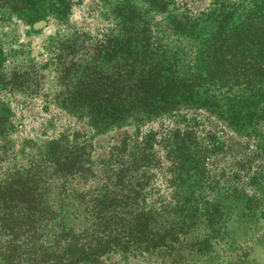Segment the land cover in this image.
Returning a JSON list of instances; mask_svg holds the SVG:
<instances>
[{
	"label": "rangeland",
	"instance_id": "rangeland-1",
	"mask_svg": "<svg viewBox=\"0 0 264 264\" xmlns=\"http://www.w3.org/2000/svg\"><path fill=\"white\" fill-rule=\"evenodd\" d=\"M37 1L31 0L35 4L20 17L0 11L1 71L9 74L20 68L42 67L45 78L25 91L0 85V114L6 108L12 113L7 122L0 116V186L21 179H28V183L37 180L38 168L44 167L37 150L40 141L58 137L70 142L72 135L79 132L93 145L92 163L84 162L82 157L73 168L75 175L66 179L48 177L50 183L44 187L51 201L59 206L58 215H77L82 220L86 214V224L96 229L92 218L102 209L110 229H132L145 245L141 259H137L139 255L128 260L116 255L106 258L104 264H264V97L258 99L260 112L256 109V113L261 116L257 125L240 124L239 113L235 117L218 114L208 108L214 105L210 102L199 107L181 103L168 115L139 129L132 126L99 135L85 121L50 101L58 89L51 40L73 32L100 38L114 31L116 24L111 20V11L117 3L124 1L144 11L159 26L157 29L174 24L173 19H168L169 14L203 18L201 40H204L218 32L221 11L222 14L242 11L248 0H168L169 12L162 14L150 12L143 0H68L69 9L64 16L53 8L47 9L49 0L40 5ZM160 31L166 32L170 45L183 48L184 55L190 54L187 34L182 40L173 36L171 29ZM62 93L66 90H61L60 96ZM149 131L158 142L152 149L157 160L155 167L131 166L133 159L141 157L138 148L143 146L136 142L143 141ZM80 139L75 138L77 142ZM124 140L127 142L122 145ZM176 148L188 150V163L196 164L193 173L189 167L184 169L187 174L182 177L180 188H187L201 203L194 208H188L192 203L183 197L171 200L175 192L167 181L173 157L170 160L166 157L168 149ZM67 150L65 156L70 154ZM47 169L50 170L49 166ZM191 173L192 176L188 175ZM149 174L147 183L144 177ZM212 199L219 202L215 205L216 218L227 214L229 220L216 236L207 237L210 227L203 221L207 207L202 201ZM175 203L185 210L179 214L177 207L169 216L177 220L173 227L149 215L150 211L161 214L169 209L166 204ZM74 210H79L78 214ZM188 213L199 219L190 218ZM139 217L142 218L138 220ZM181 219L184 221L179 222ZM189 219L195 220L194 223H189Z\"/></svg>",
	"mask_w": 264,
	"mask_h": 264
},
{
	"label": "trees",
	"instance_id": "trees-1",
	"mask_svg": "<svg viewBox=\"0 0 264 264\" xmlns=\"http://www.w3.org/2000/svg\"><path fill=\"white\" fill-rule=\"evenodd\" d=\"M43 1L38 0V5ZM53 1L49 0L51 4L47 9L53 8L58 15H66L69 1ZM143 1L150 12H169L168 0ZM34 4L31 0H0V11L20 17ZM220 13L218 32L201 40L203 18L169 14L168 19H173L174 24L157 29L159 26L153 24L144 11L124 1L117 3L111 11V20L116 24L114 31L100 38L73 32L51 40L58 89L50 101L67 114L85 121L97 135L132 126L139 129L168 115L181 103L199 107L210 102L214 105L208 108L215 109L218 114L235 117L239 113L240 124L257 125L261 116L256 113L258 99L264 97V0H248L247 7L234 14L232 11ZM165 29L173 30L172 35L177 39L183 40L187 34L190 44L186 45L191 47L189 55H184L180 46L168 43V35L160 31ZM28 69L11 70L6 74L0 67V85L25 91L43 82L42 67ZM63 89L66 93L60 96ZM0 116L7 122L12 113L6 108ZM77 136L81 138L78 142ZM144 137L143 141L136 142L143 146L138 148L141 157L133 159L131 166L141 164L142 169L154 168L157 160L152 149L158 142L151 131ZM40 142L37 150L44 167L38 168L39 178L29 183L28 179H21L0 186L2 264H104L106 258L116 255L126 260L139 255L137 259H141L145 245L137 239L134 230L110 229L102 209L92 218L96 229L86 224V214L82 220L77 215H58L61 210L44 187L50 183L48 177L56 175L66 179L68 175H75L73 168L79 165L78 159L85 157L84 162L92 163L90 139L76 132L70 142L58 137ZM126 142L124 140L122 145ZM66 148L70 151L67 156L64 155ZM180 149L183 150L168 149L166 159H173L167 184L175 192L172 202L183 197L192 203L188 208H194L201 203H197L187 188L182 191L180 188L184 182L182 177L187 174L184 169L189 167L193 173L196 164L188 163V150L179 155ZM144 178L149 183L150 174ZM218 203L213 199L202 201L207 207L203 221L210 227L207 237L216 236L229 220L227 214L216 218L215 205ZM180 206L166 204L165 208L169 209L161 214L156 211L148 214L173 227L178 224L177 220L169 216ZM184 210L180 207L179 214ZM77 211L74 210L75 214ZM162 214L168 217L163 218ZM190 218L199 219L195 214H190ZM217 225L218 228H211Z\"/></svg>",
	"mask_w": 264,
	"mask_h": 264
}]
</instances>
